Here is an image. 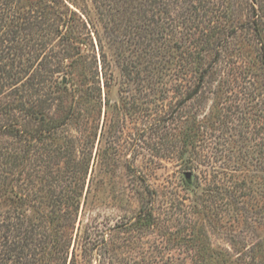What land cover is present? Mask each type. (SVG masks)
<instances>
[{
	"label": "rangeland",
	"instance_id": "374dc122",
	"mask_svg": "<svg viewBox=\"0 0 264 264\" xmlns=\"http://www.w3.org/2000/svg\"><path fill=\"white\" fill-rule=\"evenodd\" d=\"M64 1L70 10L56 8L75 18L76 30L90 38L88 48L96 53L99 76L89 72L86 62V87L91 94L101 87V103L95 109L72 96L65 99V111L74 105L81 119H90L86 130L76 121L60 133L62 150L71 145L67 153L34 154L26 142L0 132V214L60 216L67 196L80 198L68 264L73 249L78 253L75 264H206L203 258L209 254L198 251L204 244H211L215 255L225 252L238 259L237 264H264V0L180 1V7H169L171 14L157 8L156 20L164 15L173 20L163 49L177 58L167 54L163 77L154 70L151 79H144L146 72L138 64H148L147 56L137 55L149 49L156 61L160 42L148 37L159 34L136 25L141 14L115 0ZM47 3L0 0V45L17 37L12 45L26 53L22 62L35 39L45 41L51 17H56ZM253 19L262 25L261 35L253 24L246 25L237 28L219 56L214 49L202 51L200 66L209 72L201 91L186 98L199 73L190 57H179L170 45L182 51L213 25L224 23L227 33ZM184 20L185 25L175 23ZM99 37L112 68L109 86L101 72ZM123 67L133 78L128 82ZM75 71L83 77V68ZM1 92L2 123L21 113L13 108L5 113L8 102L16 106L18 101ZM195 128L199 135L192 146L188 137ZM232 196L237 203L228 200ZM143 208L153 214L147 226L135 224ZM83 243L90 247L87 254Z\"/></svg>",
	"mask_w": 264,
	"mask_h": 264
},
{
	"label": "trees",
	"instance_id": "16d2710c",
	"mask_svg": "<svg viewBox=\"0 0 264 264\" xmlns=\"http://www.w3.org/2000/svg\"><path fill=\"white\" fill-rule=\"evenodd\" d=\"M111 1L113 0H109L108 3L112 4ZM115 1H118V3L122 2L123 4H121L123 6L127 5L128 11L132 8V13L141 14L142 21L136 24L137 26L139 25L138 27H143L144 31L152 30L151 33L157 30L159 34L158 37H148L152 42H160L158 45L160 49L159 52L157 51V60L154 61L151 50L144 49L143 53L137 56H147L146 60L148 64H144L143 61L140 63L138 62V64L143 66L141 71L146 72V77L144 79H151L154 70L156 73H160L159 76L163 77V72L168 68L166 62H170L168 57H170L169 53H171L170 50L167 49L166 51L163 49L169 45L168 40L171 38V36H166V33L171 35L169 28L171 26L175 27V25H171V21L173 20L167 21L166 15H164L161 20H156V9L158 8L161 13L169 14L170 12L171 14L169 10L171 5L180 7V1L182 3H186L184 1L193 2L195 5L196 0H194L195 2L193 0ZM203 1L204 0H197V3L205 5ZM47 2V7L50 8L49 12H51L52 15H56V17H51L53 20L50 23L48 34L44 35L45 41H42L41 38L35 39L34 47L29 52V57L26 58L25 62H22L23 56L26 55L24 50L20 48L21 50L18 49L17 51L16 47L12 45L15 43L17 37L8 38V44L4 47L0 45V88L3 90L1 94H7L8 96L13 95L14 100L18 101V105L16 106H13V102H8L5 105V113L7 114L12 108L21 113L17 117L13 114L7 121L0 122V132H8L16 136L19 142H26L27 145H29V149H32L34 154L35 152L43 153L46 150H48L49 153L54 151H63L67 153V151H70L71 145H65V148L62 150L65 141H63L64 143H60L62 138L60 133L66 131L70 122L77 121L78 124L82 122L84 130L88 128L87 125L90 119H81V116L75 113L76 110L73 108L74 105H71L69 109L65 111L64 102L66 98L72 96L74 101L78 103H80V101L89 103L91 107L93 105L95 109L98 103H101L100 86L97 85L95 88H92L93 95L87 90V87H89V78L86 73V62L90 61L91 69H88L89 72H93L97 77L99 76L96 53L94 49L90 51L91 48H88V39L90 38L82 35L76 30V26H74L75 18L72 16L67 18V12L65 13L59 8H56L57 5H59V7L64 5L70 10L64 0H47ZM194 9L197 10L198 8L194 7ZM188 12L193 13V11ZM59 13L60 16L57 15ZM73 13L75 14V12ZM55 19L58 22H56ZM181 22L182 25H185V20L179 22L175 21L177 24ZM252 24L255 26L257 34L261 35L262 25L257 19H253L252 22H243L240 25L232 26V29L230 28L231 30L227 33V26L224 23L213 25L210 30L202 32L203 34L201 36L193 39V47L188 49L183 48L182 51H180L179 45H170L172 50L179 51V57L181 56L183 58L184 55L190 57V62L194 63V70L199 73L196 85L188 93L186 98H192L201 91L205 78L209 72V67L201 68L200 66L204 60L202 51L208 52L214 49L216 56H219L221 54L220 48L229 44L230 38L237 32V28H244L246 25ZM60 26H63L64 30L60 28ZM198 26L199 24L195 25L196 28H198ZM22 29L26 30L27 27H22ZM100 38L101 37H99L101 44V72L105 77V84L109 86L113 73L109 62V56ZM142 38L147 39V32L145 35H142ZM262 38L263 36L260 37V39ZM262 40H264V38ZM199 41L206 43V46L203 44L201 49L198 48ZM110 42L112 45L114 44L113 41ZM146 44L148 46L149 44L151 45L149 41L146 42ZM121 54L122 53H120V55ZM164 55L167 57L166 59ZM171 57L177 58V55L171 53ZM17 60L20 61L21 65L16 64ZM211 65L212 63L210 62L208 66ZM132 66L136 67L135 64H132ZM79 67L83 68L81 72L82 78H80L75 71L79 69ZM123 70L126 82H128L129 79H133L128 68L123 67ZM136 73H138V71H136ZM55 106L56 113H53L52 110ZM59 111L61 115H57ZM8 115L11 116V114ZM84 132L86 133V131ZM192 132V134H189L188 139L190 140V144L194 146L199 132L196 128L192 129ZM90 136H92L91 133L88 139H90ZM25 151L27 150L25 149ZM189 168H193V165ZM187 181L186 178L185 182ZM187 184L189 183L187 182ZM77 196L81 197L82 193H78ZM229 199L237 203L234 196L228 198V200ZM80 204V198L76 199L69 195L65 198L66 210H64L60 216L56 214L53 215L52 213L44 215L43 218L36 219L33 216L21 212L14 215L12 213L7 215L0 214V264H68L70 246L73 240V233L71 232L70 235V231L74 230L73 228L75 227V219H72L74 218L73 216L77 214ZM211 218L212 216H209V219ZM152 219V211L143 208L135 224L147 226L152 223ZM58 220L60 222H58ZM87 244L88 243L82 244V250L85 253L87 249L90 248L86 246ZM83 245H85L84 248ZM204 245V248H198V251H204L209 254V256L203 258L206 264H237V262H240L238 259L233 260V257L225 252L220 253V255H215V250L211 244ZM95 246L96 244L93 245L91 249L95 248ZM77 255L76 249H73L69 264H75Z\"/></svg>",
	"mask_w": 264,
	"mask_h": 264
}]
</instances>
